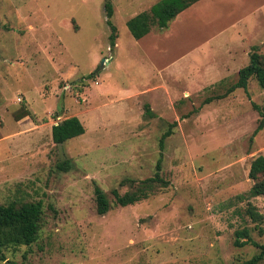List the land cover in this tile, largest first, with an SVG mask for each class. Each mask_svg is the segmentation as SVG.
Listing matches in <instances>:
<instances>
[{"label": "rangeland", "instance_id": "374dc122", "mask_svg": "<svg viewBox=\"0 0 264 264\" xmlns=\"http://www.w3.org/2000/svg\"><path fill=\"white\" fill-rule=\"evenodd\" d=\"M157 1L0 0V203L43 208L37 241L4 250L7 259L240 264L259 253L234 241L247 228L264 243V219L246 213L264 215L248 177L264 155V128L252 136L264 89L251 78L227 90L254 49L264 54V0L193 4L135 39L127 21ZM71 116L85 132L54 143L52 125ZM159 158L168 184L116 205L112 189H134L127 180L153 176ZM65 160L70 168H59ZM95 186L110 201L103 215Z\"/></svg>", "mask_w": 264, "mask_h": 264}, {"label": "trees", "instance_id": "16d2710c", "mask_svg": "<svg viewBox=\"0 0 264 264\" xmlns=\"http://www.w3.org/2000/svg\"><path fill=\"white\" fill-rule=\"evenodd\" d=\"M197 1L199 0H158L150 7L149 11H143L130 18L127 21L128 29L135 39L142 38L154 27L161 30L166 29L172 20ZM104 8L107 23L112 30L110 39L113 42L115 26L110 20L113 15L111 3L106 1ZM94 75L95 72L93 71L84 78H93ZM251 78L255 79L259 87L264 89V54L259 53L256 49L250 53L248 63L239 69L238 79L228 88L227 93L232 92L236 88L245 89ZM255 107L260 110L262 118L253 131L252 136L264 128V107ZM26 113L29 114L27 110ZM146 113L151 114L148 108ZM175 123L169 124L168 129L161 135L159 139L160 149L164 147L165 139L172 133V127L175 126ZM84 132L85 127L80 119L76 116H71L52 125L51 138L54 143L61 144L70 138L82 135ZM60 167L62 169L70 168L69 161L61 162L59 164ZM161 170V158H159L153 176L139 181L127 180L131 183V186H134V189L127 190L122 194L118 189H112L114 203L119 206L132 205L147 198L154 191V188L166 186L168 181L164 179ZM248 177L253 181L249 189L250 195L264 196V155H258L252 159ZM94 195L97 213L99 215L105 214L110 208V201L106 193L99 186H95ZM246 213L253 222L264 219V215L256 212L250 205L247 207ZM42 215L43 208L40 201L0 203V262H3V264H17L16 261L5 257L4 250L9 248L16 249L23 245L29 246L36 242L41 229ZM235 236L234 243L236 246H244L251 243L260 249L259 253L240 264H258L264 258V243L257 244L254 242L249 236L247 228L236 230Z\"/></svg>", "mask_w": 264, "mask_h": 264}, {"label": "crops", "instance_id": "0c3cea01", "mask_svg": "<svg viewBox=\"0 0 264 264\" xmlns=\"http://www.w3.org/2000/svg\"><path fill=\"white\" fill-rule=\"evenodd\" d=\"M204 1L207 2V0H199V1L195 2L194 5L197 6V5H199V3H202V2H204ZM192 5H193V4H192ZM192 5H191V6H192ZM191 6H190V7H191ZM188 8H189V7H188ZM146 35H147V34H146Z\"/></svg>", "mask_w": 264, "mask_h": 264}, {"label": "water", "instance_id": "95a60500", "mask_svg": "<svg viewBox=\"0 0 264 264\" xmlns=\"http://www.w3.org/2000/svg\"><path fill=\"white\" fill-rule=\"evenodd\" d=\"M102 63H103V61H102Z\"/></svg>", "mask_w": 264, "mask_h": 264}]
</instances>
